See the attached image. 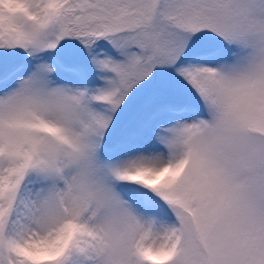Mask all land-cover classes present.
Returning a JSON list of instances; mask_svg holds the SVG:
<instances>
[{"label": "snow or ice", "instance_id": "obj_1", "mask_svg": "<svg viewBox=\"0 0 264 264\" xmlns=\"http://www.w3.org/2000/svg\"><path fill=\"white\" fill-rule=\"evenodd\" d=\"M0 264H264V0H0Z\"/></svg>", "mask_w": 264, "mask_h": 264}]
</instances>
